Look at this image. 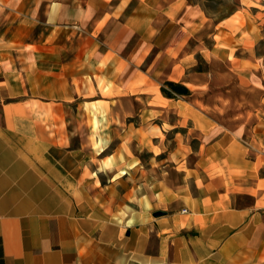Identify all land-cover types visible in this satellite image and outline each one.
Here are the masks:
<instances>
[{
	"label": "crops",
	"instance_id": "crops-1",
	"mask_svg": "<svg viewBox=\"0 0 264 264\" xmlns=\"http://www.w3.org/2000/svg\"><path fill=\"white\" fill-rule=\"evenodd\" d=\"M246 14L214 18L193 0H0V264H264V66ZM216 63L229 76L218 89ZM165 82L190 95L164 97ZM137 115L167 127L169 149L163 133L148 139L175 158L145 169L143 195ZM158 208L167 215L153 220Z\"/></svg>",
	"mask_w": 264,
	"mask_h": 264
},
{
	"label": "rangeland",
	"instance_id": "rangeland-1",
	"mask_svg": "<svg viewBox=\"0 0 264 264\" xmlns=\"http://www.w3.org/2000/svg\"><path fill=\"white\" fill-rule=\"evenodd\" d=\"M193 2L200 5L207 12V14L211 15L214 18H218V19L221 17L227 16L231 11H233V12L237 11L241 7L245 8L246 13H247L245 18L249 24V26L246 28L247 31H249V32L252 31L251 33H253L254 35H257L259 38L261 37L260 41L257 44L251 45L250 50L257 53V55L259 56V59H260L259 60L260 63L262 64V66H264V0H248V1L244 0L243 5L241 3H239L238 0H193ZM243 22H244V19L240 13L237 14L231 20V24H234L238 30L244 29V27H243L244 23ZM205 45L207 46L208 44H205ZM196 59H197V66L195 67V69L200 70V71H207L208 65L206 64L205 59H203L200 55ZM215 67H216L217 71H219L221 73L220 75H218L217 81H216L217 89H218L219 84H221L225 81H229L228 80L229 76L226 75V78H225L226 80L224 79V75H222V74L225 71V68H223V65L221 63H216ZM162 86H163V84H162ZM217 89H216L215 95L218 93ZM212 93H214V92H212ZM232 94L235 95L236 96L235 98H237L239 100L241 94H243V93L241 91L236 90V88H233ZM206 95H207V93H206ZM92 106H94L93 111L97 110L95 105H92ZM71 113L73 115H78V114H83V111L79 109V106H77V103H74L72 106ZM88 113H91L90 109H88ZM107 119L108 118H106V116H105V122L100 123V125L102 126V127L100 126L101 127L100 130H102V131L104 130L105 132H108L110 129V123L107 121ZM126 123H128V122H126ZM92 125H93V130L95 132L96 123H93ZM130 125L135 126L136 138H137L136 139L135 152L133 155H130V162L135 163L134 173L136 174L137 195H143L144 189H145V187H144V184H145L144 173H146L145 169L147 170L150 167H152L153 169L158 170V173H159V169H157V168H159V166L161 164H167L168 163L167 165H169V164L175 165V158L173 159V161L171 163L169 161L167 162L166 159L169 156H167V154H165V153H162L159 156L158 155L156 156L157 153H155V152H158V150L155 149L153 151V150H151V148L153 149L152 143L155 146H158V142H157L158 140H156V138H153V140L150 144V140L148 139L149 136H151L153 134V135H155V136L157 135L159 138H161L160 136L163 133L166 136V138L162 137L161 143L163 146L167 147L168 149L172 145V139L170 137L171 134L166 135L165 130H167V127L164 126L165 130L162 129L163 124L160 123V121L158 119H151L149 115H145V116H138L137 115L136 117L130 119ZM83 127H84V125L82 124V131L84 130ZM126 127H127V124L120 126V128L125 129V131H127ZM93 130L91 129V124L88 123V128H87L88 133H90V131H93ZM120 135H122V134H120ZM117 140L119 141V139H117ZM94 142L95 141L93 139V144H95ZM78 145H79V140H78V138H75V140L73 141V148L78 147ZM101 157L104 160V163L106 164L108 162L107 154H104ZM126 158H127V156H125V159ZM73 161H75V159H73ZM89 162H90V159H89ZM92 162H95V161H92ZM172 177H174V176H171V178ZM153 179H154V177H153ZM172 180H175V178H173ZM117 190L119 191L120 194H122L126 190V187L123 186V184L121 182L119 185V188ZM183 211L184 210H182V212ZM185 212H186V210H185ZM157 213H161V215L160 216L155 215ZM166 215H167V211L158 208L157 210H155L153 212L151 218L153 220H160L162 218H165Z\"/></svg>",
	"mask_w": 264,
	"mask_h": 264
},
{
	"label": "trees",
	"instance_id": "trees-1",
	"mask_svg": "<svg viewBox=\"0 0 264 264\" xmlns=\"http://www.w3.org/2000/svg\"><path fill=\"white\" fill-rule=\"evenodd\" d=\"M161 93L167 98L190 95V91L187 88H185L182 84L174 82H165L161 87Z\"/></svg>",
	"mask_w": 264,
	"mask_h": 264
},
{
	"label": "water",
	"instance_id": "water-1",
	"mask_svg": "<svg viewBox=\"0 0 264 264\" xmlns=\"http://www.w3.org/2000/svg\"><path fill=\"white\" fill-rule=\"evenodd\" d=\"M155 215H157V216H160V215H161V213H157V214H155Z\"/></svg>",
	"mask_w": 264,
	"mask_h": 264
},
{
	"label": "built area",
	"instance_id": "built-area-1",
	"mask_svg": "<svg viewBox=\"0 0 264 264\" xmlns=\"http://www.w3.org/2000/svg\"><path fill=\"white\" fill-rule=\"evenodd\" d=\"M183 212H185V210Z\"/></svg>",
	"mask_w": 264,
	"mask_h": 264
}]
</instances>
